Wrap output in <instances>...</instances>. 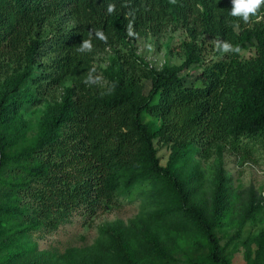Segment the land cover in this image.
Instances as JSON below:
<instances>
[{"label":"trees","instance_id":"1","mask_svg":"<svg viewBox=\"0 0 264 264\" xmlns=\"http://www.w3.org/2000/svg\"><path fill=\"white\" fill-rule=\"evenodd\" d=\"M231 7V0H0V76L22 69L15 89L32 75L34 59L44 52L50 60L44 70L72 80L65 109L50 120L39 143L18 155L0 153V215L7 212V193L34 205L37 221L46 226L54 222L52 215L65 221L80 208L94 212L115 199L118 170L143 162L152 178L166 181L183 198L182 185L157 162L151 142L158 134L144 124L145 113L160 120L159 135L197 145L204 159L215 155L220 161L226 149L235 154L264 150V5L247 23L230 16ZM168 27L226 40L240 52L254 46L255 55L240 61L233 53L211 62L199 77L201 88L185 86L179 76L200 62L189 50L182 65L160 70L150 69L133 52L121 55L115 70L106 72L107 89L83 76L97 54ZM84 39H91V52L76 51ZM143 79L151 80L146 97L139 93ZM2 103L0 97V125L11 108ZM6 148L0 143V152ZM189 212L205 234L209 260L229 264L212 227L199 211Z\"/></svg>","mask_w":264,"mask_h":264},{"label":"rangeland","instance_id":"2","mask_svg":"<svg viewBox=\"0 0 264 264\" xmlns=\"http://www.w3.org/2000/svg\"><path fill=\"white\" fill-rule=\"evenodd\" d=\"M189 34L168 27L158 35L130 38L128 45L94 56L83 76L91 75L92 85L107 89L111 83L106 72L115 70L121 55L133 52L150 69L160 70L182 65L189 50L200 62L179 76L185 86L201 88L203 70L233 53L217 52L216 40L207 35ZM39 54L43 57L34 59L32 75L15 89L22 69L0 76L1 105H11L0 125V143L7 147L2 157L34 148L50 120L65 109L72 80L44 70L50 60ZM254 55V46L247 45L239 60ZM140 88L146 97L151 80L143 79ZM143 118L148 130L158 134L151 142L158 164L170 169L185 196L152 178L144 162L118 170L121 183L112 203L94 212L80 208L65 221L52 215L49 226L37 221L34 205L7 193V212L0 215V264H213L205 234L189 209L199 211L212 227L229 264H264V150L235 154L226 149L220 161L215 155L204 159L197 145L159 135L157 116L145 113Z\"/></svg>","mask_w":264,"mask_h":264},{"label":"clouds","instance_id":"3","mask_svg":"<svg viewBox=\"0 0 264 264\" xmlns=\"http://www.w3.org/2000/svg\"><path fill=\"white\" fill-rule=\"evenodd\" d=\"M170 3L175 4L176 0H170ZM231 11L229 12V15L232 17L240 18L245 23L249 22L251 16H257L260 8L262 5H264V0H231ZM114 11V5L109 4L108 5V12L111 13ZM260 18L259 16L257 17ZM235 27H239V24H236ZM93 30L89 31V37L92 36ZM95 35L97 38H99L102 41L106 42V36L99 31L95 30ZM216 49L217 51H220L222 53H240L241 49L240 47L234 46L231 43H229L226 40H217L215 41ZM93 48V45L91 43V39L83 40L82 44L78 47H76V51L80 53L85 52H91ZM89 81H92V76L89 75L88 77Z\"/></svg>","mask_w":264,"mask_h":264}]
</instances>
